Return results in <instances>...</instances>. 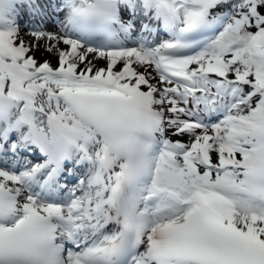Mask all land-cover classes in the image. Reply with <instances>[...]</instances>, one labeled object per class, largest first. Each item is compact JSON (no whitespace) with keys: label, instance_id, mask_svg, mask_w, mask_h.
<instances>
[{"label":"snow or ice","instance_id":"1","mask_svg":"<svg viewBox=\"0 0 264 264\" xmlns=\"http://www.w3.org/2000/svg\"><path fill=\"white\" fill-rule=\"evenodd\" d=\"M0 264H264V0H0Z\"/></svg>","mask_w":264,"mask_h":264},{"label":"bare ground","instance_id":"2","mask_svg":"<svg viewBox=\"0 0 264 264\" xmlns=\"http://www.w3.org/2000/svg\"><path fill=\"white\" fill-rule=\"evenodd\" d=\"M98 66H103V61L99 62Z\"/></svg>","mask_w":264,"mask_h":264}]
</instances>
